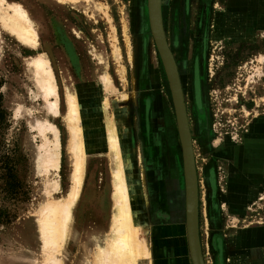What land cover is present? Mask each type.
I'll return each instance as SVG.
<instances>
[{"label": "rangeland", "instance_id": "1", "mask_svg": "<svg viewBox=\"0 0 264 264\" xmlns=\"http://www.w3.org/2000/svg\"><path fill=\"white\" fill-rule=\"evenodd\" d=\"M8 1L29 10L39 44L29 46L5 30L0 7V110L5 116L0 125V264H49L41 250L35 213L52 197L65 198L72 186L70 131L65 118L68 87H75L88 101L98 93L106 99L99 122L115 116L125 129L139 200L142 172L147 177L148 204H139L137 212L148 227L153 259L154 224L169 219L158 211L169 214L173 205L177 217L184 213L178 223L185 232L186 210L175 107L150 29L147 0ZM161 12L192 133L199 231L207 263L213 264L215 254L209 240L222 232L230 217L233 230L264 224V192L240 219L208 205L216 179L218 195L227 184V161L212 156L214 145L242 143L254 122L262 119L264 125V0H161ZM38 52L47 53L54 70L57 115L48 110L29 69L28 59ZM106 72L110 83L102 80ZM37 118L59 129L58 176L46 172L39 159L45 136L51 133L35 124ZM9 167L13 169L10 175ZM228 170L235 173L233 166ZM111 173L107 143L92 147L87 152L85 185L74 207L69 239L56 254L60 264L96 263V243L105 242L112 222ZM55 178H59V188L51 191L48 182ZM180 201L183 209L178 210ZM140 264L147 262L140 260Z\"/></svg>", "mask_w": 264, "mask_h": 264}, {"label": "bare ground", "instance_id": "2", "mask_svg": "<svg viewBox=\"0 0 264 264\" xmlns=\"http://www.w3.org/2000/svg\"><path fill=\"white\" fill-rule=\"evenodd\" d=\"M0 7L3 10L1 21L5 30L8 29L25 44L32 47L37 46L39 44V32L34 19L25 5L19 2L0 0ZM148 19L152 36L157 46L150 24L149 11ZM28 65L29 69L33 71L35 83L39 91L45 98V105H47L49 111L57 115L59 112V96L54 70L47 53L38 52V54L30 56ZM164 69L166 72L165 66ZM102 80L103 82L110 83L111 78L109 73H103ZM65 95L68 106L65 118L70 131L68 150L72 162V186L64 196L65 198L52 200V197L51 200L42 203L35 213V223L41 242V250L47 255V262L49 264H60L59 261H57L56 254L60 252V247L62 245L65 246L69 239L74 217V207L85 185L87 152L90 151L92 147L99 146L106 142L111 156L114 209L111 215V226L109 227L105 242L103 244L96 243L94 252L96 257L95 264H140V260H146L147 264H153L151 255L152 250L147 235L148 227L146 223L142 221L143 219H139L137 212V208L140 206L139 204L143 206L148 204L147 177L145 173L142 172V196L139 200L131 171V159L129 157L130 149L125 139V129L120 126L121 121L119 124L115 116H113V118L106 116L107 120L105 119V123L99 122V114L105 110L106 99L101 98L98 93L93 94L90 101H88L79 95L75 87H73V90L68 87L66 88ZM51 96L52 98H50ZM20 108L21 106L19 109ZM35 124L44 132L51 133L50 137L45 136V141L42 144L44 153L38 155H40L39 159L41 158L45 171H53L54 176H58L61 155L59 129L56 124L49 122L47 119L37 118ZM182 156L184 169L183 147ZM58 179L59 178H55L52 179L51 182H48L51 191H56L59 188ZM158 214L165 216V214L159 211ZM186 229H188L187 223Z\"/></svg>", "mask_w": 264, "mask_h": 264}, {"label": "crops", "instance_id": "3", "mask_svg": "<svg viewBox=\"0 0 264 264\" xmlns=\"http://www.w3.org/2000/svg\"><path fill=\"white\" fill-rule=\"evenodd\" d=\"M262 123V119L259 123L254 122L242 143L229 142L225 145L219 143L214 145L213 150L214 148L216 150L212 156H215L217 160L221 158L227 161V184L219 196L216 179L214 183L216 191L211 195L212 201L208 203L211 207L209 209L223 210L236 219H240L248 211L258 194L264 192V125ZM232 166L234 174L229 173L228 170ZM176 205L178 210L183 209V202L181 204L178 202ZM171 207L173 205H170L169 214L165 210L159 211L165 214V216L159 214L160 216L169 217V219L166 222L160 220L161 222L154 224L153 264H193L186 223V234L183 225L178 223L184 220L182 218L184 213L179 214V218L176 209H171ZM216 219L215 222L220 225L221 222ZM226 222L222 232L212 234L209 240L210 250L215 254L213 264H264V224L233 230L230 224L231 217ZM237 232L240 233L237 234ZM200 242L205 262L208 264L201 234Z\"/></svg>", "mask_w": 264, "mask_h": 264}, {"label": "water", "instance_id": "4", "mask_svg": "<svg viewBox=\"0 0 264 264\" xmlns=\"http://www.w3.org/2000/svg\"><path fill=\"white\" fill-rule=\"evenodd\" d=\"M151 28L166 68L173 103L176 111L180 139L184 153L186 223L191 256L194 264H206L199 233V189L195 165L194 145L188 122L184 94L174 54L170 48L161 12V0H148Z\"/></svg>", "mask_w": 264, "mask_h": 264}, {"label": "trees", "instance_id": "5", "mask_svg": "<svg viewBox=\"0 0 264 264\" xmlns=\"http://www.w3.org/2000/svg\"><path fill=\"white\" fill-rule=\"evenodd\" d=\"M4 120H5L4 111L3 110H0V125H1V122L4 121ZM6 171L10 175V174H12L13 169L9 167V168H7Z\"/></svg>", "mask_w": 264, "mask_h": 264}]
</instances>
